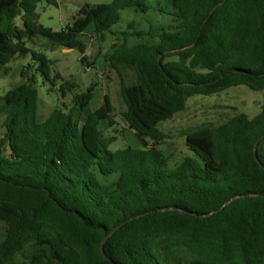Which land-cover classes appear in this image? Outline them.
<instances>
[{
    "label": "trees",
    "instance_id": "trees-1",
    "mask_svg": "<svg viewBox=\"0 0 264 264\" xmlns=\"http://www.w3.org/2000/svg\"><path fill=\"white\" fill-rule=\"evenodd\" d=\"M41 2L57 6L0 0V66L28 56L35 64L0 96V264H264V105L251 120L240 114L187 137L193 156L172 168L157 130L191 96L264 91V0H166L167 30L148 31L157 41L106 57L137 78L121 87L122 116L142 147L114 151L99 128L113 124L107 96L82 127L61 109L39 120L34 72L51 85L59 77L26 43L41 37L84 54L79 36L90 25L104 40L121 11L147 12L148 0L85 4L61 31L36 22ZM73 88L65 81L60 90ZM93 97L94 85L74 94L73 110L86 111Z\"/></svg>",
    "mask_w": 264,
    "mask_h": 264
},
{
    "label": "rangeland",
    "instance_id": "rangeland-1",
    "mask_svg": "<svg viewBox=\"0 0 264 264\" xmlns=\"http://www.w3.org/2000/svg\"><path fill=\"white\" fill-rule=\"evenodd\" d=\"M56 2L57 6L45 2L38 3L35 10L36 22L53 31H61L71 23L83 5L108 4L111 0H56ZM159 3L163 8H168L166 12L157 11ZM167 4L166 0H148L150 9L147 12H135L133 9L121 11L119 22L105 34L104 40L94 33L93 26L90 25L84 34L79 36V40L84 45V54L77 50L57 47L41 37L27 41L28 48L43 53L51 61V77L56 75L59 77L55 80V85H51L39 72H34L39 120L44 121L53 110L61 109L66 113L71 112L73 118L82 127L87 115L101 106L104 96H107L112 106L113 124L101 123L99 128L103 137L109 141L108 149L114 151L125 147L141 148L140 138L129 129L122 116L126 107L121 87L136 83L135 71L120 66L113 68L106 57L122 45L133 47L139 43L157 41V38L151 39L148 31L162 28L167 30L171 20L169 16L171 9ZM21 19L20 16L14 20L18 28H22ZM83 57L86 58L85 63L81 62ZM28 65L31 70L35 68L29 56L14 58L5 66H0V96L24 81L20 71ZM65 81L73 82L77 88L66 91L63 95L60 88ZM91 85H94V97L86 111L73 110V95L85 92ZM262 105H264V91L253 92L242 85L230 87L211 96H191L187 99L182 112L157 126V130L162 135L158 148L167 159L169 168H172L183 158L193 156V153L185 147L187 137L202 138L209 129L218 127L240 114L251 120L260 114ZM2 120L0 114V139L4 136ZM148 145L151 146L153 143L148 140ZM261 147L264 152V144ZM7 152L6 150L5 153ZM114 180L115 178L108 177L105 183L111 184Z\"/></svg>",
    "mask_w": 264,
    "mask_h": 264
},
{
    "label": "water",
    "instance_id": "water-1",
    "mask_svg": "<svg viewBox=\"0 0 264 264\" xmlns=\"http://www.w3.org/2000/svg\"><path fill=\"white\" fill-rule=\"evenodd\" d=\"M73 21H71V23H72Z\"/></svg>",
    "mask_w": 264,
    "mask_h": 264
}]
</instances>
